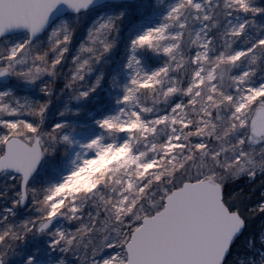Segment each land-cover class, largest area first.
Returning a JSON list of instances; mask_svg holds the SVG:
<instances>
[{"label":"snow or ice","instance_id":"obj_1","mask_svg":"<svg viewBox=\"0 0 264 264\" xmlns=\"http://www.w3.org/2000/svg\"><path fill=\"white\" fill-rule=\"evenodd\" d=\"M0 264H264V0H0Z\"/></svg>","mask_w":264,"mask_h":264},{"label":"trees","instance_id":"obj_2","mask_svg":"<svg viewBox=\"0 0 264 264\" xmlns=\"http://www.w3.org/2000/svg\"><path fill=\"white\" fill-rule=\"evenodd\" d=\"M259 193H257L258 195ZM261 223L260 219H255L253 221V225L254 227H256L258 229L259 225ZM244 253H245V249H244V240L243 238L240 241V244L238 245L236 251L234 252V257H239L240 259H243L244 257Z\"/></svg>","mask_w":264,"mask_h":264}]
</instances>
